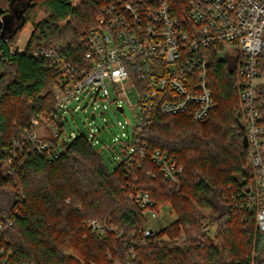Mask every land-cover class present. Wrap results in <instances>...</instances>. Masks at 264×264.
<instances>
[{
  "label": "trees",
  "instance_id": "1",
  "mask_svg": "<svg viewBox=\"0 0 264 264\" xmlns=\"http://www.w3.org/2000/svg\"><path fill=\"white\" fill-rule=\"evenodd\" d=\"M75 1L0 0V264H255L264 235L245 207L255 174L242 146L238 87L216 49L209 55L215 107L207 118L156 114L146 135L148 155L164 152L182 167L177 183L148 156L132 160L133 177L129 158L110 169L83 137L51 161L32 148L15 150L7 168L13 141L36 115L53 110L59 70L33 53L54 51L83 66L84 38L109 0ZM39 12L45 17L37 21ZM27 25L24 52H12ZM256 106L264 119V92ZM133 190L146 192L155 210L169 207L175 220L145 238L147 221L129 197ZM92 221L112 231L97 233Z\"/></svg>",
  "mask_w": 264,
  "mask_h": 264
},
{
  "label": "built area",
  "instance_id": "2",
  "mask_svg": "<svg viewBox=\"0 0 264 264\" xmlns=\"http://www.w3.org/2000/svg\"><path fill=\"white\" fill-rule=\"evenodd\" d=\"M84 47V63L79 68L54 51L33 53L52 60L59 70L51 88L53 110L49 115H36L19 140L13 141L7 168L12 170L17 159L15 150L21 154L24 147L32 148L51 161L67 144L83 137L99 152L118 147L120 154L112 156L111 162L129 158L127 176L133 177V159L148 156L166 180L177 183L182 167L164 152L148 155L146 135L156 114H186L196 123L207 118L215 107L209 55L216 49L238 87L247 157L256 183L246 195L245 207L264 235V119L256 106L264 92V71L259 70V58L264 55V0H185L182 7L178 0H109L85 36ZM10 50L15 49L10 46ZM126 88L137 96L130 107L134 123L116 121L119 133L110 140L111 147L100 145L96 133L101 129H90L87 135L65 133L71 113L81 111L88 126L97 116L106 126L108 110L123 114L121 99L126 98ZM129 197L142 209L146 221L148 216L157 217L158 210L152 208L146 192L133 190ZM4 222L11 224L7 218ZM89 227L97 233L112 231L106 222L92 221ZM153 234L147 224L144 237Z\"/></svg>",
  "mask_w": 264,
  "mask_h": 264
},
{
  "label": "rangeland",
  "instance_id": "3",
  "mask_svg": "<svg viewBox=\"0 0 264 264\" xmlns=\"http://www.w3.org/2000/svg\"><path fill=\"white\" fill-rule=\"evenodd\" d=\"M77 0L75 1V3ZM45 17V14L43 12H39L37 15V21L43 19ZM2 21H0L1 23ZM4 23V21H3ZM32 32V27L30 25H27L19 34L17 39L11 44L12 49H24L25 44L27 43L29 36ZM109 87L110 92L112 93V88L109 84H107ZM126 98L121 99L122 105L125 109L123 114H116L113 113L111 110H108L104 117L106 118V126L103 125L101 122V119L99 116H97L96 121L94 123H91L89 126L87 124V118H85V115L79 111L78 113H71V115H67V123L65 124V133H83L84 135H87L90 131V129L94 130H100L99 133H96L97 139L100 141V145L111 147L112 144L110 140L119 133L117 127H116V121H124L127 120L130 124L134 123V111L130 109L131 106L136 104L137 96L133 89L126 88ZM100 154L103 158L104 163L106 166L110 169H112L115 166V163L111 162V157L114 155H119L120 152L118 151V147H116V151L103 149L100 151ZM175 220V214L169 207H163L157 211V217L152 218L148 216L147 218V224L149 226V229L156 232L160 229L168 226L170 223H172ZM254 261L255 264H264V240H262L258 251L254 255Z\"/></svg>",
  "mask_w": 264,
  "mask_h": 264
},
{
  "label": "water",
  "instance_id": "4",
  "mask_svg": "<svg viewBox=\"0 0 264 264\" xmlns=\"http://www.w3.org/2000/svg\"><path fill=\"white\" fill-rule=\"evenodd\" d=\"M239 128L241 129L242 133H243V137H242V146L244 149H246L247 147V142H246V137H245V134H244V127L242 125V123L239 124Z\"/></svg>",
  "mask_w": 264,
  "mask_h": 264
}]
</instances>
